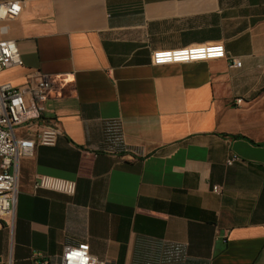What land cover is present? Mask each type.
Listing matches in <instances>:
<instances>
[{"label":"crops","instance_id":"obj_1","mask_svg":"<svg viewBox=\"0 0 264 264\" xmlns=\"http://www.w3.org/2000/svg\"><path fill=\"white\" fill-rule=\"evenodd\" d=\"M5 23L24 65L0 86L37 70L59 83L15 136L60 134L19 159L0 264H60L81 242L113 264H264V0H30ZM215 42L227 57L153 62ZM39 174L77 191L36 188Z\"/></svg>","mask_w":264,"mask_h":264},{"label":"built area","instance_id":"obj_2","mask_svg":"<svg viewBox=\"0 0 264 264\" xmlns=\"http://www.w3.org/2000/svg\"><path fill=\"white\" fill-rule=\"evenodd\" d=\"M30 0H0V33L8 32L5 22L21 19L23 10ZM227 57V49L223 42L190 45L176 49H158L153 53L155 64L187 63ZM24 65V58L18 42L12 38L0 36V70L16 68ZM242 66V59H237ZM59 83L53 75L41 70L31 74L23 86L10 83L0 86V217L15 214L18 198V170L21 155H32L38 143L54 145L60 130L54 126L42 128L36 139H17L14 133L16 125L42 118L47 110L49 98ZM241 103L242 99H238ZM230 161L227 166L230 167ZM76 180L39 174L36 188L50 189L66 194H75ZM221 185H215L219 191ZM36 252L35 264H49L48 259L41 258ZM60 264H113L110 259L99 257L91 249L88 242L67 245L61 256Z\"/></svg>","mask_w":264,"mask_h":264}]
</instances>
